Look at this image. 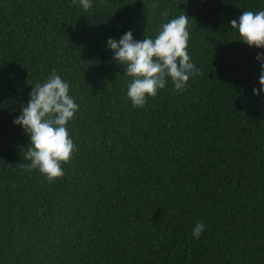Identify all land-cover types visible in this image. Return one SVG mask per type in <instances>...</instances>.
Here are the masks:
<instances>
[{
    "label": "trees",
    "instance_id": "obj_1",
    "mask_svg": "<svg viewBox=\"0 0 264 264\" xmlns=\"http://www.w3.org/2000/svg\"><path fill=\"white\" fill-rule=\"evenodd\" d=\"M264 0H0V264H264V95L258 51L228 21ZM189 17L201 70L143 108L105 47ZM56 70L79 110L75 151L49 181L12 120ZM206 225L194 239L195 222Z\"/></svg>",
    "mask_w": 264,
    "mask_h": 264
},
{
    "label": "clouds",
    "instance_id": "obj_2",
    "mask_svg": "<svg viewBox=\"0 0 264 264\" xmlns=\"http://www.w3.org/2000/svg\"><path fill=\"white\" fill-rule=\"evenodd\" d=\"M73 6L87 11L93 0H71ZM189 17L184 11L162 13L160 23L152 34L135 39L132 30L118 39L109 37L105 47L112 53V61L122 66L125 96L132 108H143L148 98L154 97L170 83L181 93L190 77L201 74L200 68L188 53L190 33ZM233 34L249 48L264 49V9L244 10L237 18L228 21ZM254 59L259 64L258 85L254 96L264 95V51ZM27 103L22 105L12 120L29 138L25 159L29 170H38L49 181L63 175L61 163L70 160L75 151L69 136L68 125L79 110L77 98L70 93L68 81L55 69L43 81L32 84ZM206 225L197 221L192 226V237L199 239Z\"/></svg>",
    "mask_w": 264,
    "mask_h": 264
}]
</instances>
